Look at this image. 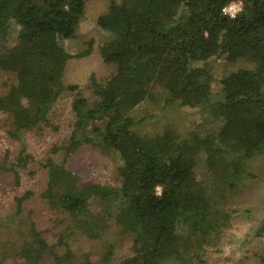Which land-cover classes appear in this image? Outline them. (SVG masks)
Returning <instances> with one entry per match:
<instances>
[{"label":"trees","instance_id":"1","mask_svg":"<svg viewBox=\"0 0 264 264\" xmlns=\"http://www.w3.org/2000/svg\"><path fill=\"white\" fill-rule=\"evenodd\" d=\"M88 1L0 0V70L16 78L0 95V112L22 144L16 162L0 164V172L37 160L27 151V133L57 130L54 105L80 88L65 83L66 66L89 55L91 46L72 54L64 43L76 36ZM230 2L110 0L98 18L107 32L99 52L115 72L106 83L90 77L93 99L78 92L72 104V139L37 160L49 169L41 196L56 215L55 239L45 238L34 221L27 231L18 226L24 239L17 256L27 264L47 255L55 264H95L90 252L76 253L74 240L115 234L132 240V253L118 264H207L209 250L226 236L244 243L264 236V0H242L234 18L223 13ZM213 58L245 59L254 67L217 79L201 64ZM214 82L219 99L212 97ZM157 90L165 107L198 109L212 126L137 132L140 122L131 112ZM86 142L118 155L119 188L80 183L68 162ZM157 185L162 195L155 194ZM32 196L29 190L17 196L16 212L6 219L15 221ZM241 219L244 232H233ZM114 249V242L106 244L97 264H108Z\"/></svg>","mask_w":264,"mask_h":264},{"label":"rangeland","instance_id":"2","mask_svg":"<svg viewBox=\"0 0 264 264\" xmlns=\"http://www.w3.org/2000/svg\"><path fill=\"white\" fill-rule=\"evenodd\" d=\"M109 4L110 0H89L86 4L85 15L77 28L76 36L64 43L66 49L72 54H78L90 46L91 52L86 56L72 57L67 63L64 74L65 83L77 84L80 88L74 93H64L54 105L53 120L58 125V129L48 128L43 135L27 133V151L32 153L37 160L49 156L54 146L60 147L72 139L76 121L72 104L78 92L86 98L93 99L89 87L90 77L95 75L99 82L106 83L115 72V66L104 62L99 52V47L107 32L99 26L98 18L108 10ZM201 64L211 70L217 79L239 68L254 67L253 63L245 59L230 63L223 58H213ZM15 83L14 74L0 70V95ZM213 91V99L222 97L218 82H214ZM131 115L140 122L135 125L134 129L141 134L148 135L159 132L166 124H172L184 133L190 130L202 131L205 127L212 126L210 120L198 109L165 107L163 94L160 90L156 91L154 98L146 99L132 110ZM10 129L11 126L6 122L5 114L0 112V164H7V166L16 162L22 149L21 142L9 134ZM75 137L77 138L76 133ZM73 147L74 141L70 143L71 151ZM76 151L69 159L68 165L80 176L81 184L95 182L116 188L121 186L122 178L118 173L120 160L111 149L86 142ZM61 155L62 152L55 154L54 157L60 159ZM198 156L202 158L203 154L200 153ZM6 157L7 160H5ZM37 160L31 161L25 168L12 166L10 171L0 172V218L5 219L4 223L0 225V257H2L4 248L7 251L2 264H27L16 254L24 239L16 231L18 226L27 231L29 222L34 221L37 229L42 232L45 238L49 241L55 239L57 224L54 219H56V215L48 208L41 196L47 186L49 169L44 168ZM200 169L201 165L198 167V170ZM28 190L33 192V196L25 202L23 212L15 217V221L6 219L16 212L15 198ZM29 214H31L30 219H28ZM22 217L25 220L21 221ZM245 224L242 219L239 220L233 232H244ZM25 236H27L26 232ZM241 237L245 239L246 234H241ZM109 242H114L115 249L108 264H118L122 258L132 253L130 236H116L115 234H109L101 240L80 237L74 240L73 248L76 253L90 252L92 259L97 264ZM207 255V264H264L262 258L264 256V236L253 238L248 243L226 236L218 248L210 249ZM39 264L55 263L47 255L45 260Z\"/></svg>","mask_w":264,"mask_h":264},{"label":"clouds","instance_id":"3","mask_svg":"<svg viewBox=\"0 0 264 264\" xmlns=\"http://www.w3.org/2000/svg\"><path fill=\"white\" fill-rule=\"evenodd\" d=\"M243 10L242 0H231V3L228 7L224 8L223 11L226 14H230L233 18ZM162 188L161 186L157 185L155 189L156 195H162Z\"/></svg>","mask_w":264,"mask_h":264},{"label":"built area","instance_id":"4","mask_svg":"<svg viewBox=\"0 0 264 264\" xmlns=\"http://www.w3.org/2000/svg\"><path fill=\"white\" fill-rule=\"evenodd\" d=\"M230 3H231V2H230ZM230 3H228L227 5H225L224 8L228 7ZM224 8H223V9H224ZM223 13L226 14L224 11H223ZM226 15H228L229 17H232L230 14H226Z\"/></svg>","mask_w":264,"mask_h":264}]
</instances>
